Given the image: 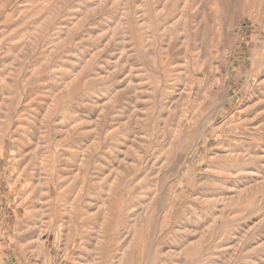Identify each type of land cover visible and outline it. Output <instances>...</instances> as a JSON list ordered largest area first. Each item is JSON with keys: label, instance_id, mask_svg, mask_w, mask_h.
Returning a JSON list of instances; mask_svg holds the SVG:
<instances>
[{"label": "rangeland", "instance_id": "rangeland-1", "mask_svg": "<svg viewBox=\"0 0 264 264\" xmlns=\"http://www.w3.org/2000/svg\"><path fill=\"white\" fill-rule=\"evenodd\" d=\"M1 177L0 264H264V0H0Z\"/></svg>", "mask_w": 264, "mask_h": 264}, {"label": "crops", "instance_id": "crops-1", "mask_svg": "<svg viewBox=\"0 0 264 264\" xmlns=\"http://www.w3.org/2000/svg\"><path fill=\"white\" fill-rule=\"evenodd\" d=\"M9 187V188H8ZM21 192L16 186L10 188L9 180L0 179V249L7 246L10 233L22 221L23 214L19 212ZM19 199V200H18ZM5 256L0 251V256ZM1 258V257H0Z\"/></svg>", "mask_w": 264, "mask_h": 264}]
</instances>
